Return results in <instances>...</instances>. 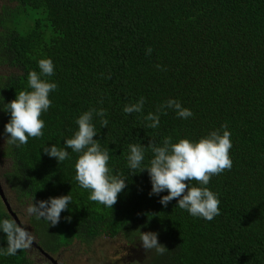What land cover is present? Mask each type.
<instances>
[{
	"label": "trees",
	"instance_id": "obj_1",
	"mask_svg": "<svg viewBox=\"0 0 264 264\" xmlns=\"http://www.w3.org/2000/svg\"><path fill=\"white\" fill-rule=\"evenodd\" d=\"M43 58L55 73L42 78L58 85L41 116L43 135L9 145L3 130L10 114L0 109V177L20 202L71 192L58 224L31 217L45 251L53 256L75 240L123 235L145 252L141 264H264V0H9L0 8V100L28 89V73L39 72ZM141 96L144 112L126 115L124 105ZM169 98L194 116L170 109L159 128H147L144 116ZM90 108L106 110L108 126L94 116L96 138L109 147L112 174L127 177L113 208L90 200L75 180L78 153L69 149L59 163L42 147H65ZM224 124L233 165L208 185L221 209L211 221L176 207L177 199L165 207L166 191L149 195L148 171L132 175L126 165L130 143L199 140ZM151 155L148 149L145 163ZM11 215L0 198V217ZM139 230L157 232L167 249L146 251ZM0 247H7L3 234ZM32 249L42 256L31 245L0 255V264H36Z\"/></svg>",
	"mask_w": 264,
	"mask_h": 264
},
{
	"label": "clouds",
	"instance_id": "obj_2",
	"mask_svg": "<svg viewBox=\"0 0 264 264\" xmlns=\"http://www.w3.org/2000/svg\"><path fill=\"white\" fill-rule=\"evenodd\" d=\"M151 52L152 49L149 47L147 53L150 55ZM38 67L39 72L32 70L28 73V89L17 92L16 97L11 101L5 102V98L0 100V109L10 114L3 133L6 142L15 147L27 144L30 137L43 135L45 121L41 116L51 107L50 93L58 87L55 81L42 78L54 75L55 64L52 59H40ZM157 67L160 68L161 65ZM145 102L146 98L141 96L136 102L125 104L123 112L126 115L143 113ZM170 109L174 110L179 118L185 120L194 116L193 111L185 107L179 99L169 98L159 105L155 112L150 111L144 116L148 122L146 127L159 128L161 116L167 115ZM94 116L100 118L102 128L109 125L104 108H90L76 118L78 129L71 137L64 140L65 147H58L54 143L42 147L44 153L56 158L59 163L69 159V149L78 153L75 180L81 188L90 190V200L113 208L119 194L127 186V177L112 174L109 165L111 153L109 147H103L96 138L98 131ZM221 128L223 131L212 130L199 140L184 137L174 142L172 136H166L160 142L153 139L147 145L141 142L130 143L126 165L132 175L144 170L148 171L152 184L149 195H160L166 191L167 194L160 198V203L165 207L173 199H177L176 207L186 210L193 217L211 221L220 215L221 209L218 195L208 185L212 176L219 175L225 169H231L233 165L230 156L231 133L227 124L222 125ZM148 149L151 150L152 155L145 163ZM0 181L2 185L5 184L1 177ZM191 181L198 183L193 185ZM72 202L73 198L69 192L33 202L27 212L34 215L38 221L44 220L49 226L56 225L61 220V213L70 210ZM12 210L16 213L19 222L13 215H11L13 219L0 217V234H3L7 241L6 248L0 247V255L14 256L20 250L32 245L33 235L28 232L27 226L21 223L13 207ZM33 240L37 241L34 238ZM138 240L146 251L155 250L163 253L167 249L159 241L157 232L139 230Z\"/></svg>",
	"mask_w": 264,
	"mask_h": 264
},
{
	"label": "rangeland",
	"instance_id": "obj_3",
	"mask_svg": "<svg viewBox=\"0 0 264 264\" xmlns=\"http://www.w3.org/2000/svg\"><path fill=\"white\" fill-rule=\"evenodd\" d=\"M8 2L9 0H0V8ZM1 70L5 71L0 68ZM1 143L2 141L0 145ZM0 166H6V163L0 162ZM3 188L21 223L27 226L28 232L33 235V238L38 243L40 239L39 235L31 223L33 215L27 212L28 207L33 204L32 201L25 199L20 202L17 193L6 183L3 185ZM40 252L42 254L41 257L38 256L39 254H37L36 249L29 251V253L33 254L36 264H54L51 261L49 262V259L45 257L47 256L46 254L42 251ZM53 256L57 260V263L59 262L58 264H141L145 252L140 247L130 244L123 235H119L116 238L101 237L92 244L75 240L73 243L64 246Z\"/></svg>",
	"mask_w": 264,
	"mask_h": 264
},
{
	"label": "water",
	"instance_id": "obj_4",
	"mask_svg": "<svg viewBox=\"0 0 264 264\" xmlns=\"http://www.w3.org/2000/svg\"><path fill=\"white\" fill-rule=\"evenodd\" d=\"M0 197L3 200L4 204L6 205L8 211L14 216V218L16 219L17 222H19V220L17 219L16 213L13 212L12 210V206L5 194L3 185L0 181ZM35 248H39L41 251H43L44 254H46L47 256H49V258H51L52 262L54 264H57V260L54 258V256H52L50 253H48L47 251H45L36 241L33 240L32 238V243H31Z\"/></svg>",
	"mask_w": 264,
	"mask_h": 264
},
{
	"label": "flooded vegetation",
	"instance_id": "obj_5",
	"mask_svg": "<svg viewBox=\"0 0 264 264\" xmlns=\"http://www.w3.org/2000/svg\"><path fill=\"white\" fill-rule=\"evenodd\" d=\"M44 255V254H43ZM45 256V255H44ZM46 258H48L49 259V262L51 261V263H52V260H51V258H49V257H47V256H45ZM59 263V262H58Z\"/></svg>",
	"mask_w": 264,
	"mask_h": 264
}]
</instances>
